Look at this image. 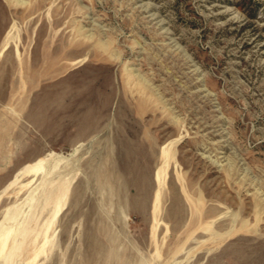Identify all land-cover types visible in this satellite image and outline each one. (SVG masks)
I'll use <instances>...</instances> for the list:
<instances>
[{"label":"rangeland","instance_id":"obj_1","mask_svg":"<svg viewBox=\"0 0 264 264\" xmlns=\"http://www.w3.org/2000/svg\"><path fill=\"white\" fill-rule=\"evenodd\" d=\"M0 264H264V0H0Z\"/></svg>","mask_w":264,"mask_h":264},{"label":"bare ground","instance_id":"obj_2","mask_svg":"<svg viewBox=\"0 0 264 264\" xmlns=\"http://www.w3.org/2000/svg\"><path fill=\"white\" fill-rule=\"evenodd\" d=\"M35 169L33 168V167H28V168H26V171L25 172H29V173H31V172H33Z\"/></svg>","mask_w":264,"mask_h":264}]
</instances>
